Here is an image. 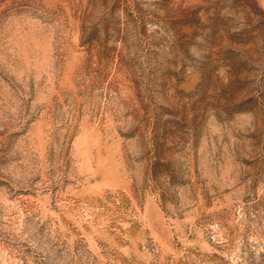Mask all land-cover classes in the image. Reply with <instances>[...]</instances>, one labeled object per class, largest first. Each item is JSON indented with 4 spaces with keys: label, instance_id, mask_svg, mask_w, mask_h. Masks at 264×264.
<instances>
[{
    "label": "rangeland",
    "instance_id": "1",
    "mask_svg": "<svg viewBox=\"0 0 264 264\" xmlns=\"http://www.w3.org/2000/svg\"><path fill=\"white\" fill-rule=\"evenodd\" d=\"M0 264H264V0H0Z\"/></svg>",
    "mask_w": 264,
    "mask_h": 264
}]
</instances>
